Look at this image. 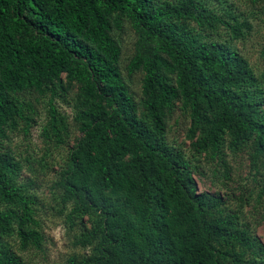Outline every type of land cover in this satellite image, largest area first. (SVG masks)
Returning <instances> with one entry per match:
<instances>
[{"label":"trees","instance_id":"16d2710c","mask_svg":"<svg viewBox=\"0 0 264 264\" xmlns=\"http://www.w3.org/2000/svg\"><path fill=\"white\" fill-rule=\"evenodd\" d=\"M122 17L138 36L127 69L144 74L139 102L112 35ZM221 27L236 39L250 28L210 0H0V264H24L12 238L21 251L45 241L37 196L5 142L34 125L36 106L21 97L34 91L48 98L43 136L68 143L63 75L77 85L82 135L55 186L67 219L90 221L76 241L89 252L69 264H264V242L219 194L199 191L196 166L166 139L179 103L195 156L217 159L228 177L225 149L249 147L254 176L264 175L263 82L214 38Z\"/></svg>","mask_w":264,"mask_h":264},{"label":"rangeland","instance_id":"374dc122","mask_svg":"<svg viewBox=\"0 0 264 264\" xmlns=\"http://www.w3.org/2000/svg\"><path fill=\"white\" fill-rule=\"evenodd\" d=\"M210 1L217 10L234 11L242 21L249 24V29H242L245 35L241 38H234L225 27H221L214 38L231 44L247 59L264 87V3L254 4L251 0ZM112 18L115 21L116 16ZM119 21L121 28L114 27L112 31L113 37L122 49L119 65L135 99L139 102L142 99L144 74L141 70L129 74L127 69L134 56L138 36L128 19L122 17ZM63 83L69 92L70 103L58 100L57 105L69 117L68 143L57 145L43 136L42 130L48 120V98L34 91L21 94L22 98L32 101L36 106L37 116L34 125L29 133L19 128L11 133L10 139L5 142L7 148L22 162L23 178L31 184V191L37 196V217L45 237L41 248L31 247L26 251L19 249L16 238L11 239L24 264H69L71 256L89 252L76 244L80 234L86 227H90L89 219L85 217L82 221L72 224L63 212L60 192L55 186L61 171L66 166L70 149L82 135L74 121L72 109V99L77 93V85L70 83L66 75H63ZM166 122V139L169 144L180 148L196 166L195 178L199 191L219 194L226 208L237 211L243 224L264 242V196H260L264 175L254 176V171L251 170L249 147L239 152L225 149V160L230 168V173L226 177L225 168L220 161L193 154L190 140L187 138L190 117L180 109L179 103L168 114Z\"/></svg>","mask_w":264,"mask_h":264}]
</instances>
